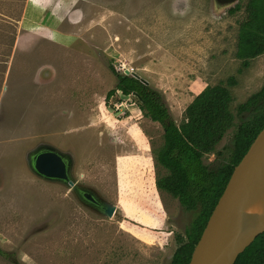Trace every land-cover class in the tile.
Listing matches in <instances>:
<instances>
[{
  "label": "rangeland",
  "instance_id": "374dc122",
  "mask_svg": "<svg viewBox=\"0 0 264 264\" xmlns=\"http://www.w3.org/2000/svg\"><path fill=\"white\" fill-rule=\"evenodd\" d=\"M73 1L71 6L79 8L82 16L71 20L53 14L44 19L50 9L38 16L25 0H0V248L18 264H170L175 235L184 233L194 213L171 194L157 190L156 180L168 170L158 165V171H152L149 158L123 157L122 150L117 173L103 169L96 136L82 137L77 127L91 124L92 115H101V122L107 124L109 114L123 118L122 127L138 135L133 118L127 117L146 118L136 96L116 91L105 100L115 84L108 64L138 75L161 92L177 124L184 120L190 100L206 85L233 76L234 123L203 157L206 164L215 158L227 160L239 122L236 106L264 85V52L247 65L236 57L247 0ZM43 25L54 33L50 41L36 39L34 32L46 31ZM24 33L28 35L20 37ZM39 49L55 54L44 58L43 66L56 65L60 59L68 64L69 50L90 55L94 88L90 98L97 100L96 114L91 109L88 114L75 110L71 115L43 100L41 89L52 83L51 70L44 73L45 83L37 85H12L6 79L8 65L26 64L22 57L30 60ZM154 127L162 135L161 125ZM45 147L69 155L74 186L35 172L32 156ZM139 161L150 170L142 169L143 173ZM78 186L119 205L125 217L117 208L107 216L84 202L76 192ZM104 191L116 199H109ZM127 218L147 228L141 230ZM162 219L163 229L170 233L169 239L158 243L154 236H162L163 229L156 228ZM0 264L15 263L0 256Z\"/></svg>",
  "mask_w": 264,
  "mask_h": 264
},
{
  "label": "trees",
  "instance_id": "16d2710c",
  "mask_svg": "<svg viewBox=\"0 0 264 264\" xmlns=\"http://www.w3.org/2000/svg\"><path fill=\"white\" fill-rule=\"evenodd\" d=\"M245 10L246 16L237 33L236 57L247 65L250 59L264 52V0H247ZM107 68L113 74L115 84L106 93L105 100L116 91L124 95L135 94L142 114L158 122L163 129L164 143L157 153V161L169 173L158 178L156 186L194 213L184 233L175 235L177 246L170 264H189L194 246L233 168L264 126V85L236 106L239 122L227 160L215 158L206 164L204 155L214 150L234 123L230 110L233 100L230 87L236 83L233 76L206 85L185 107V118L177 124L161 92L135 75L116 71L111 64ZM0 256L18 264L10 252L2 248ZM234 264H264V231L237 256Z\"/></svg>",
  "mask_w": 264,
  "mask_h": 264
},
{
  "label": "crops",
  "instance_id": "0c3cea01",
  "mask_svg": "<svg viewBox=\"0 0 264 264\" xmlns=\"http://www.w3.org/2000/svg\"><path fill=\"white\" fill-rule=\"evenodd\" d=\"M73 2V0H25V4L27 5V7L34 10V12H36L38 16H42V13L45 9H50L51 14H49L48 12L44 16V19L48 17L51 18L50 15L52 14L56 17H61L64 15L66 17H69L71 20L77 17H81L82 11L75 6H71ZM42 27L45 28L46 31L37 33L34 32L36 35H38L36 36V39L50 41L54 33L52 34L48 30L47 25H43ZM25 35L28 34L24 33L20 35V37L24 38ZM45 53H43V49H39L31 54L30 60L27 59V56L22 57V59L26 60V64L8 65L6 71V79L11 82L12 85L19 84L18 86H23L28 82H33L35 84L39 82L45 83L44 73H47L48 70H51L52 83L42 86L41 89V92L43 93V100L47 102H53L57 109L68 111V113H70L71 115H73V112L75 110H79L85 114H88L91 109H94V113L96 114L98 112L97 100L91 101L90 98V96H92L94 92V88L90 82L93 74L91 66L88 63L91 58L90 55L85 52L80 53L78 51L69 50L67 59L69 60L68 64V61L63 63L64 61L60 59L59 63H57L56 65H51V67L50 65L43 66L41 64L44 58L54 57L55 54ZM61 56L63 55L60 54L59 58H61ZM191 101L192 100H190V102ZM105 104L106 103L104 102V107ZM101 105L103 104L101 103ZM104 115L105 114H103V116ZM93 116L94 115H92V118L89 119V121H91V124L82 123L81 127L78 126L77 128H79L82 137H86L88 135L96 136L98 154L100 155V157H102L100 165L103 169L112 168L117 173V168L119 167V151L122 150L125 152L123 157L134 156L136 159L149 158L152 171H158V165L160 164L157 161V153L164 143L163 133L161 135V132H159L158 129L155 130L154 127V125L158 124V122L152 121L147 117L135 119L132 115L127 116L129 118H133L134 124L139 129L137 137L127 128L122 127V123L124 121L123 118L116 119L112 115L108 114V118L106 119L108 123L105 124V122H101L103 121L101 115H98L97 118ZM68 118H70V116H68ZM85 161L91 160L90 158L86 157ZM138 163V166H140V169L143 173L144 171L142 169H146V172L147 170H150V167L148 168V165H144L142 161H139ZM161 169L162 173L166 172L163 167H161ZM144 176L146 178V175ZM114 182L116 186V178L114 179ZM156 188L158 191L160 190L163 192H167L161 188H158L157 186ZM104 192L106 193V197H108L109 199H116V197H113L109 191ZM116 208L124 216L121 207L119 205H116ZM133 222L134 223H132V225L137 226L141 230L142 228H147V226H145L144 224L136 221ZM165 222V219H162L156 228L163 229L166 224ZM169 233L170 232L168 231V229H163L159 233L162 236H157L158 238L154 235L153 236L154 239H156L155 241H158V243H164L166 239H169V236L167 237ZM131 236L135 237L143 243H146L132 234Z\"/></svg>",
  "mask_w": 264,
  "mask_h": 264
},
{
  "label": "water",
  "instance_id": "95a60500",
  "mask_svg": "<svg viewBox=\"0 0 264 264\" xmlns=\"http://www.w3.org/2000/svg\"><path fill=\"white\" fill-rule=\"evenodd\" d=\"M140 79L147 83L143 78ZM32 167L45 178L64 181L74 186L70 178L71 158L64 152L45 147L33 154ZM263 180L264 126L233 168L194 246L189 264H234L237 256L264 231V227H246L238 233L232 232L234 222L244 209L250 193ZM79 190L84 202L98 208L107 216L113 215L116 205L107 203L94 193H89L86 188Z\"/></svg>",
  "mask_w": 264,
  "mask_h": 264
},
{
  "label": "bare ground",
  "instance_id": "6f19581e",
  "mask_svg": "<svg viewBox=\"0 0 264 264\" xmlns=\"http://www.w3.org/2000/svg\"><path fill=\"white\" fill-rule=\"evenodd\" d=\"M246 227H264V180L250 193L248 200L232 227L238 233Z\"/></svg>",
  "mask_w": 264,
  "mask_h": 264
},
{
  "label": "flooded vegetation",
  "instance_id": "af4514ba",
  "mask_svg": "<svg viewBox=\"0 0 264 264\" xmlns=\"http://www.w3.org/2000/svg\"><path fill=\"white\" fill-rule=\"evenodd\" d=\"M79 189H83V188L78 186L77 189H76L77 194H78L80 197H82V196H81V191H80ZM86 189H87V188H86ZM88 192H89V193H94V192L91 191L90 189H88ZM94 194H95V193H94Z\"/></svg>",
  "mask_w": 264,
  "mask_h": 264
},
{
  "label": "built area",
  "instance_id": "2783aa9c",
  "mask_svg": "<svg viewBox=\"0 0 264 264\" xmlns=\"http://www.w3.org/2000/svg\"><path fill=\"white\" fill-rule=\"evenodd\" d=\"M125 71H126V70H125ZM122 73H125V74H127L126 72H122ZM119 93H121V92L119 91ZM134 95H135V94H134ZM118 106H119V105H117L116 107L118 108Z\"/></svg>",
  "mask_w": 264,
  "mask_h": 264
}]
</instances>
